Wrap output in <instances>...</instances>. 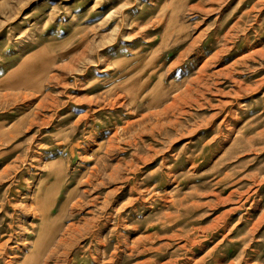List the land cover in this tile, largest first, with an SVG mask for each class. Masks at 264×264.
<instances>
[{"label":"rangeland","instance_id":"obj_1","mask_svg":"<svg viewBox=\"0 0 264 264\" xmlns=\"http://www.w3.org/2000/svg\"><path fill=\"white\" fill-rule=\"evenodd\" d=\"M55 165L40 264H264V0H0V264Z\"/></svg>","mask_w":264,"mask_h":264},{"label":"bare ground","instance_id":"obj_2","mask_svg":"<svg viewBox=\"0 0 264 264\" xmlns=\"http://www.w3.org/2000/svg\"><path fill=\"white\" fill-rule=\"evenodd\" d=\"M51 50V45L47 44L42 46L40 51L32 56V60L30 62L23 64L19 68L18 73L8 79L7 85L19 88L26 85L30 81L40 82L41 80H44L48 72V66L52 61L47 58L48 52ZM51 173L54 176L53 184L49 187L43 186L40 191V195L37 198V208L42 216V225L39 230L40 237L37 240V248L35 252L30 255L31 264H40L37 259L44 255L46 248L59 230L56 221L60 214L58 213L56 217H51L49 212L50 204L54 198L53 192H55L60 186V180L62 178L61 167L58 165L53 166Z\"/></svg>","mask_w":264,"mask_h":264}]
</instances>
